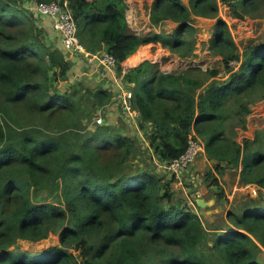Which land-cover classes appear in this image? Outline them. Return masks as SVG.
<instances>
[{
  "label": "trees",
  "instance_id": "1",
  "mask_svg": "<svg viewBox=\"0 0 264 264\" xmlns=\"http://www.w3.org/2000/svg\"><path fill=\"white\" fill-rule=\"evenodd\" d=\"M53 1L64 0H0V264H79V255L88 264H264L262 201L234 205L212 229L210 244L200 212L207 207L177 198L176 178L155 165L180 156L195 129L217 161L205 174L217 201L226 196L220 175L227 168H237L243 184L264 188L262 133L237 139L253 105L264 100V41L241 54L218 17L209 48L222 56L226 78L216 68L165 72L150 60L124 73L149 140L146 159L135 137L89 123L94 112L85 98L98 108L113 101V92L59 87L69 78L72 55L61 39L53 43L57 30L48 33L38 23V16L52 25L53 19L35 9ZM220 1L233 17H264V0H154L152 23L178 25L171 33L141 35L129 25L126 0H69V7L85 46L114 54L123 74V62L147 43L193 56V15L219 16ZM52 233L58 246L13 247Z\"/></svg>",
  "mask_w": 264,
  "mask_h": 264
},
{
  "label": "rangeland",
  "instance_id": "2",
  "mask_svg": "<svg viewBox=\"0 0 264 264\" xmlns=\"http://www.w3.org/2000/svg\"><path fill=\"white\" fill-rule=\"evenodd\" d=\"M25 1L29 5V2H31L32 0ZM219 4L220 10L218 14L219 16L217 17L193 15V24L196 27V31L194 32V37L196 38L197 42L196 46L201 45V52H205L201 55V57H199V54L195 53L191 57L181 59L178 56L174 55L171 50L164 47L162 43L154 42L147 44V46L142 47L141 49H138L136 51V53L139 52V61L136 64H138L143 59L148 60L146 58L154 59L159 57V59L156 60L160 61L159 63L162 64L163 68L168 69L170 71H181L185 66L191 67L192 65L197 64L199 62V64L203 65L205 68H216L220 71L223 70L224 72V69L226 67L222 56L214 54L213 52H208V50H210L209 41L213 37V30L218 20V17H222L223 19H225L224 17H226L227 19H229V21H227L230 30L235 41L237 42L239 52L241 54H243L246 47L264 41V17H231L228 12L229 6L226 3H223V1H220ZM147 8H149V4L147 5L146 9ZM134 19L135 25L139 28L135 27L131 29L141 35L150 34L152 32L160 33L161 31H164V33H168L166 31L170 29V26L166 25V23L164 25L162 23H160L159 25L151 23V21H148V18L144 14H142L139 18L134 16ZM139 19H142L143 21L140 26L138 25ZM38 23L40 26H43L48 33H51L45 27L46 20H43V18H40L38 16ZM47 37L49 40L53 39L52 35ZM53 43L56 44L54 40ZM195 59L198 60L197 63H195ZM71 62L73 66L70 70L69 78L59 84V87L62 90H71L75 86H77L80 87L82 91H86V88L88 87L94 88L101 85L103 86V88L109 90L110 92H113V101L109 102L106 105H103L104 107H91L87 98H85V108H91V110L93 108L94 112V115H92V120L89 121V123L92 122V124H94L96 122L97 124L102 125L111 124L115 127L120 128V130L123 131L125 134L136 138V149L138 150V153L142 154L146 159H149L150 153L147 152L149 140L146 138L144 130L140 126V122L135 123L131 120H128L120 106L118 95L120 94L122 89H127L128 86L125 84L123 79H119L121 74L118 73V70L113 69L115 76L118 78V80H115V78L113 77L112 70H107L105 68H99L97 70H94L92 69V67H90V65L86 63L85 59L81 56L72 55ZM123 64H127V59L125 60V62H123ZM197 67L201 68L199 66ZM250 114L248 115V117L250 116ZM258 132L262 133V137L264 139V111L261 114V117L259 119H256L254 123L251 138H256ZM139 154L138 156H140ZM135 159L139 160L140 158L136 157ZM194 166L195 164H192L189 169H193ZM229 170L231 171L227 181L220 178L221 185L224 187L226 196H224V198L220 201H217L215 200V198H213L214 202L212 203V205H208L207 208L200 211L204 219L205 226L207 228V240L210 244L213 243L211 233L212 229L214 228V226H218L223 223V219L227 216V211L234 208V205H240L243 203L244 200L249 199L251 197H255L264 203V188L260 190V187L257 186V192L255 193L253 187L254 185L242 184V182L240 181L239 170L237 168H230ZM199 172L200 173L196 178H188L183 183L177 181L172 182L174 190L177 194V198H181L183 202L187 201L194 205L196 199L201 195L204 196L205 200L206 197L209 199L210 197L215 196V191L217 189L216 187L209 186V180H206L205 177L206 170L205 172ZM222 176L223 175H220V177ZM237 180L239 183L234 184ZM220 231L221 229L218 230V232ZM59 244V235L57 233H52L47 238L41 239L39 241L20 239L17 245L13 247L19 246L20 248L31 252H38L45 250L51 246H58ZM71 249L76 255H78V250H75L73 248ZM78 259L79 262L80 260H83L80 255L78 256ZM261 259L264 262V251L262 253Z\"/></svg>",
  "mask_w": 264,
  "mask_h": 264
},
{
  "label": "built area",
  "instance_id": "3",
  "mask_svg": "<svg viewBox=\"0 0 264 264\" xmlns=\"http://www.w3.org/2000/svg\"><path fill=\"white\" fill-rule=\"evenodd\" d=\"M36 11L48 15L53 19V26L61 36V43L65 49L75 55L81 56L85 61L96 69L105 68L112 70L117 68V59L106 49L92 51L82 42L78 34V24L72 10L69 7V0L63 2H41L35 6ZM231 64L238 66V60H232ZM124 72V71H123ZM126 73V72H124ZM123 79V75H120ZM118 80V79H117ZM124 80V79H123ZM125 82V81H124ZM127 89H122L119 97L120 106L128 120L135 123L140 122L141 113L133 102V90L128 83ZM205 141L198 135L195 129L189 134L188 145L185 151L178 157L169 161L156 159L157 166L164 170L169 177L176 178V181L183 182L184 174L189 171L190 166L196 161L199 155L205 152ZM254 192H257V185H254ZM79 264L84 263L80 260Z\"/></svg>",
  "mask_w": 264,
  "mask_h": 264
},
{
  "label": "crops",
  "instance_id": "4",
  "mask_svg": "<svg viewBox=\"0 0 264 264\" xmlns=\"http://www.w3.org/2000/svg\"><path fill=\"white\" fill-rule=\"evenodd\" d=\"M127 1V3H128V9H127V11H126V14H127V19H128V22H129V25H130V27L131 28H139V27H137L136 25H135V19H134V16H136V17H140L142 14H144L147 18H148V21H151V14H150V8H147L146 9V7H147V5L149 4V6H151L152 5V3H153V1L154 0H126ZM186 4H189V0H183ZM147 11V12H146ZM229 15L232 17V14H231V11H230V7H229ZM131 17V18H130ZM223 17H224V15H223ZM46 18V17H45ZM225 18V20L227 21H229V19H227L226 17H224ZM46 23L45 24H48V27H46L47 28V30L48 31H50L51 33H55V28H54V26L52 25V23H51V21L49 20V19H47L46 18ZM227 21V22H228ZM142 19H139V21H138V25L140 26L141 24H142ZM151 23H152V21H151ZM166 23V25H169L170 26V29H168L166 32H168V33H171V32H173L174 31V29L177 27V25H178V22L177 21H175V20H172V19H166L164 22H162V24L164 25ZM161 24V25H162ZM51 25H52V29H50V27H51ZM135 25V26H134ZM160 25V26H161ZM144 35H147V34H144ZM60 38H61V36H60V34H56V35H54V41L56 42V44H60ZM151 43H154V42H151ZM209 43H210V41H209ZM147 44H150V43H147ZM147 44H144V45H142V46H140V48L139 49H141L142 47H145V46H147ZM61 45V44H60ZM151 52V51H150ZM208 52H211V50H208ZM136 53V52H135ZM135 53H133V54H135ZM152 53V52H151ZM199 54V57H201V55L203 54V53H205V52H201V45L199 46V45H197L196 46V49H195V51H194V54ZM71 55H75V54H73V53H70ZM132 54V55H133ZM174 55H176V56H178L179 58H181V59H185V58H187V57H182V56H180V55H178V54H176V53H173ZM131 55V56H132ZM130 56V57H131ZM130 57H128V58H130ZM127 58V59H128ZM146 59H148V60H150V61H152V62H160V61H158V60H156V59H159V57L158 58H154V59H150V58H146ZM145 59H143V60H141L138 64H140L141 62H143ZM202 60V59H201ZM200 61V60H199ZM125 62V61H124ZM198 62V60L197 59H195V63H197ZM87 63V62H86ZM88 64V63H87ZM138 64H136V63H130V62H127V64H123V71L124 72H128L130 69H132V68H134L135 66H137ZM89 65V64H88ZM159 66H160V68L163 70V71H165V72H174V71H170V70H168V69H165V68H163V66H162V64H160L159 63ZM197 66H199V67H201L202 69H204V70H207L208 69V67L207 68H205L203 65H200L199 64V62L197 63V64H194V65H192L191 67L189 66V67H187V66H185L184 68H183V70H181V71H185V70H188V69H190V68H193V67H197ZM90 67H92V69H94V70H97L94 66H91L90 65ZM212 67V66H211ZM124 72H123V74L122 75H124ZM175 72H180V71H175ZM228 76V73L227 72H225V69H224V72H223V70H221L220 71V73H219V75H218V77L219 78H226ZM113 77L115 78V80L116 79H118L116 76H115V74H114V71H113ZM119 79H120V77H119ZM212 79V78H211ZM104 107V106H103ZM263 111H264V100H261V101H258L256 104H254L253 105V108H252V113L250 114V116L248 117V122H247V125H248V129L247 130H244V129H242V128H240V129H238V134H239V136L237 137V139L239 140V141H242L243 140V138L244 137H249V138H251V133H252V128L254 127V123H255V121H256V119H259L260 117H261V114L263 113ZM253 120V121H252ZM201 155H202V157H201ZM201 155H199L198 156V158L196 159L197 161L195 162V163H193V165L195 164V166L193 167V169H189V171H187L185 174H184V176H183V182L184 181H186L188 178H196L198 175H199V171H201V172H205V170L207 171V170H209L210 168H215V164H216V160H214V159H211L210 157H208V155L206 154V151L204 152V153H202ZM203 169H205V170H203ZM230 168H227V170H226V173L222 176V177H220V178H222V179H224L225 181H227V179H228V176H229V174H230V171L232 170H229ZM176 181V180H175ZM174 181V182H175ZM177 182H180V183H183L182 181H177ZM239 182H238V180L237 181H235V183L234 184H238ZM232 184H233V182H232ZM243 184V183H242ZM204 198V196H199L198 198ZM213 198H215V196L214 197H210L209 199L206 197V200H214ZM215 200H216V198H215Z\"/></svg>",
  "mask_w": 264,
  "mask_h": 264
},
{
  "label": "water",
  "instance_id": "5",
  "mask_svg": "<svg viewBox=\"0 0 264 264\" xmlns=\"http://www.w3.org/2000/svg\"><path fill=\"white\" fill-rule=\"evenodd\" d=\"M197 202L203 206V207H207L208 205H212V203L214 202V200H205L204 198H197ZM0 253H2V251L0 250Z\"/></svg>",
  "mask_w": 264,
  "mask_h": 264
},
{
  "label": "bare ground",
  "instance_id": "6",
  "mask_svg": "<svg viewBox=\"0 0 264 264\" xmlns=\"http://www.w3.org/2000/svg\"><path fill=\"white\" fill-rule=\"evenodd\" d=\"M139 53V52H138ZM138 53L133 54L130 58L127 59V62L137 63L139 61ZM138 59V60H137Z\"/></svg>",
  "mask_w": 264,
  "mask_h": 264
}]
</instances>
